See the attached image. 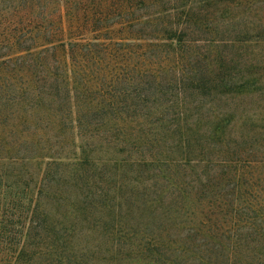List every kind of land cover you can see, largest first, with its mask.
<instances>
[{
	"label": "trees",
	"instance_id": "1",
	"mask_svg": "<svg viewBox=\"0 0 264 264\" xmlns=\"http://www.w3.org/2000/svg\"><path fill=\"white\" fill-rule=\"evenodd\" d=\"M256 9L0 0V264H264Z\"/></svg>",
	"mask_w": 264,
	"mask_h": 264
},
{
	"label": "rangeland",
	"instance_id": "2",
	"mask_svg": "<svg viewBox=\"0 0 264 264\" xmlns=\"http://www.w3.org/2000/svg\"><path fill=\"white\" fill-rule=\"evenodd\" d=\"M53 5L57 6L56 2H54ZM256 11L258 12V9L254 10L249 16L244 15L243 20H244V23L246 21V25L245 26L248 27L249 29H250L251 26L256 25L258 23V21H259L258 24H260V23H262V25L264 24V20L263 19H260V18L258 19V17H255L254 14L256 13ZM34 12L35 13L37 12L36 8L34 9ZM8 13H10V12H8ZM12 15L14 16V13H12ZM15 17H16L15 20H17L18 19V15H15ZM252 22H253V24H250ZM251 33H252L251 37L256 35L255 31L251 30ZM245 46L250 47V50H252L251 53H252L253 56L258 54V56L261 59L263 58L264 46H261L260 44L257 45L255 43H252L251 45L248 44V45H245ZM202 48H203L204 52H205V50H210L211 51L212 50V45L207 43V44L203 45ZM234 52H236V49H234ZM260 73L262 75H264V58L261 60V71H260ZM263 80H264V78H263ZM1 95H2V88L0 87V96ZM252 97H253L252 99H247V98H243L242 96H240V97L234 98V99H235V101H257L256 103L252 104V106H255L257 111H259V110L264 111V89H262L261 91L257 92L256 94L252 95ZM222 101H233V100H230L229 98H223ZM12 123L14 125H16L17 120H14ZM226 173L228 174L227 178H231L230 174L228 173L227 170H226ZM210 193H211V188L208 189V197H210ZM206 238L208 240L212 238V230L211 229H207ZM220 258L223 259L224 264H239L237 261H240V259L242 260L244 257H220ZM248 258H252V257H246V259L244 260L246 262H244V264L250 263V259H248ZM241 264H243V263H241Z\"/></svg>",
	"mask_w": 264,
	"mask_h": 264
}]
</instances>
